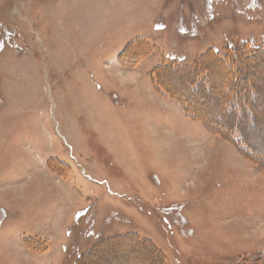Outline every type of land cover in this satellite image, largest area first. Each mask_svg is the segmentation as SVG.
Wrapping results in <instances>:
<instances>
[{"label": "rangeland", "instance_id": "374dc122", "mask_svg": "<svg viewBox=\"0 0 264 264\" xmlns=\"http://www.w3.org/2000/svg\"><path fill=\"white\" fill-rule=\"evenodd\" d=\"M139 263L264 264V0H0V264Z\"/></svg>", "mask_w": 264, "mask_h": 264}, {"label": "trees", "instance_id": "16d2710c", "mask_svg": "<svg viewBox=\"0 0 264 264\" xmlns=\"http://www.w3.org/2000/svg\"><path fill=\"white\" fill-rule=\"evenodd\" d=\"M224 115H225V113H223ZM132 241V242H131ZM133 241H135V240H130V242L129 243H132L133 244V247H135L137 244H136V241L135 242H133ZM125 243V242H124ZM122 244V243H121ZM146 249H148V248H146ZM143 250V251H138L139 253H141L142 254V260H143V257H144V253L146 252H148V250ZM154 249V248H153ZM95 250H97V249H94L92 252L94 253L95 252ZM155 250V249H154ZM156 254L159 252L158 250H155L154 251ZM152 253V252H151ZM153 254V253H152ZM155 255V254H154ZM140 262H142V261H140Z\"/></svg>", "mask_w": 264, "mask_h": 264}, {"label": "bare ground", "instance_id": "6f19581e", "mask_svg": "<svg viewBox=\"0 0 264 264\" xmlns=\"http://www.w3.org/2000/svg\"><path fill=\"white\" fill-rule=\"evenodd\" d=\"M170 86H171V85H170ZM190 98H191V97H190ZM131 242H132V241H131ZM122 244H123V243H122ZM129 245H130V244H129ZM129 245H128V246H129ZM132 245H133V244H132ZM126 246H127V245H126ZM130 246H131V245H130ZM125 248H126V247H125ZM130 248H131V247H130ZM132 248H133V246H132ZM121 250H122V248H121ZM115 251H116V250H115ZM131 252H132V251H131ZM111 253H112V252H111ZM114 254H115V253H114ZM127 256H128V255H127ZM140 256H141V254H140L139 252H137V253L135 252L134 254H129V257H128V258H129V260H132V261H133L134 259L140 258ZM140 259H141V258H140ZM140 259H139V260H140ZM140 261H141V260H140ZM133 262H134V261H133ZM139 264H140V263H139ZM142 264H143V263H142Z\"/></svg>", "mask_w": 264, "mask_h": 264}]
</instances>
